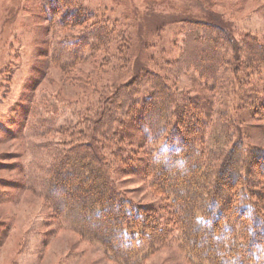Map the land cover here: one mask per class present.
<instances>
[{
  "label": "trees",
  "instance_id": "trees-1",
  "mask_svg": "<svg viewBox=\"0 0 264 264\" xmlns=\"http://www.w3.org/2000/svg\"><path fill=\"white\" fill-rule=\"evenodd\" d=\"M59 5L67 10L61 25L88 28L82 39L68 37L71 49L60 41L57 60L67 66L76 65L88 46L92 55L125 33L95 20L77 0ZM209 30L218 31L211 41ZM244 42L219 26L194 22L187 26L180 61L165 62L169 76L140 69L129 84L100 95L93 109L98 118L88 120L83 135L88 141L73 140L45 173L43 190L59 222L124 264H138L165 248L174 232L198 264H264V149H246L235 139L239 121L247 118L259 120L254 128L264 131V43L252 36ZM188 69L200 82L220 88L222 97L203 88L193 97L179 92L173 82ZM232 94L242 108L247 105L239 121L227 109ZM212 114L218 116L215 123ZM154 146L159 151L150 150ZM144 164L145 179L162 195L159 203L135 204L115 183L114 171L131 175ZM74 174L77 179L68 182ZM70 186L67 203L55 202V194L64 201Z\"/></svg>",
  "mask_w": 264,
  "mask_h": 264
},
{
  "label": "rangeland",
  "instance_id": "rangeland-1",
  "mask_svg": "<svg viewBox=\"0 0 264 264\" xmlns=\"http://www.w3.org/2000/svg\"><path fill=\"white\" fill-rule=\"evenodd\" d=\"M77 1L95 20L105 21L113 30L123 28L125 33L115 34L105 50L92 55L88 46L70 67L57 60L59 43L66 41L65 47L71 49L73 40L68 37L82 39L88 28L60 24L67 10H60L59 4L66 0H57L56 6L49 0H0V264H124L55 217L43 190L55 155L65 153L73 140L88 141L83 135L88 120L98 118L93 109L100 95L129 84L140 69L168 75L165 62L180 61L187 26L194 22L219 26L240 45L248 36L264 43V0ZM211 33L209 41L218 31ZM187 71L179 74L178 83L173 82L179 92L193 97L203 88L217 99L222 97L220 88L200 82L193 69ZM89 75L94 82L87 80ZM214 103L219 110L220 102ZM228 104L225 108L236 121L244 117L247 105L242 108L234 94ZM215 119L218 116L212 114L210 121ZM239 122L235 139H242L246 149H264V131L254 128L259 120ZM139 171L131 175L114 171L117 187L135 204L159 203L162 195L145 179L146 165L139 166ZM249 176H256L252 168ZM75 179V174L67 178L68 182ZM72 193L70 186L64 201L56 194L53 197L65 205ZM174 233L172 242L138 264H198L176 241L180 233Z\"/></svg>",
  "mask_w": 264,
  "mask_h": 264
}]
</instances>
